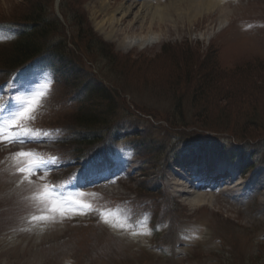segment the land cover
<instances>
[{"label": "rangeland", "instance_id": "374dc122", "mask_svg": "<svg viewBox=\"0 0 264 264\" xmlns=\"http://www.w3.org/2000/svg\"><path fill=\"white\" fill-rule=\"evenodd\" d=\"M187 3L0 0V66L15 38L4 26L8 20L24 21L37 4L50 16L64 15L65 9L71 20L68 39L73 28L86 48L88 33L75 21L81 15L86 31L90 28L112 51L108 55L98 47L88 54L87 48L86 55L69 58L68 78L46 62L13 76L0 69V132L6 139L24 132L43 138L0 140V264H264V0H219L220 6L209 9L201 4L195 15ZM143 4L170 16L163 20L159 12L152 30L151 19L144 17V29L132 24L136 34H109L107 13ZM131 20L133 14L122 26ZM50 42L62 44L63 38L53 36ZM208 63L218 86L232 95H220L216 102L210 95L207 101L198 98V75ZM84 82L110 88L111 99L101 102L83 91ZM77 99L92 102L107 123L119 127L112 150L96 155L101 166L119 165L124 171L122 179L115 178L117 194H104L103 183L78 184V175L95 169V177L100 165L81 162L91 155L75 144ZM30 100L38 105L35 118L21 121L19 113ZM21 151L56 163L20 176L19 168L27 167L26 158L16 155ZM219 165L230 168L219 181L241 182L242 192L233 184L220 186L212 201L194 206L198 185L189 173L204 166L212 175ZM48 189L65 208L88 204L90 209L52 213L45 202ZM39 215L52 219H32Z\"/></svg>", "mask_w": 264, "mask_h": 264}, {"label": "trees", "instance_id": "16d2710c", "mask_svg": "<svg viewBox=\"0 0 264 264\" xmlns=\"http://www.w3.org/2000/svg\"><path fill=\"white\" fill-rule=\"evenodd\" d=\"M64 14L66 17L67 25H70L71 28V20L65 9ZM25 15L26 16L23 19L24 21H7L9 25H15L18 38L15 42H13L11 52H8V55H6V57H4L2 60V66H0L2 73L8 75L12 74L19 68L30 62L50 61L56 67L57 71H60L63 76H67L68 78L70 76V72L66 68V66L70 64L67 61L69 58H75V55L79 56L80 54L86 55L87 48L88 54L95 53V50L93 49H97L98 47H102V51H104L108 55L109 53H112L110 49L111 47L106 45L104 41L98 38L90 30V28L88 32L86 31L88 29L85 28L87 24H85L86 21L84 18H82L81 15L79 16V18H76L75 21L80 28L83 27L82 31L85 34L88 33L86 48H83V46H81L82 41H79L77 34H75L73 31V28L70 30L74 35L71 39H68L65 32V29L67 27L63 25L54 14H51L50 16L48 13H45L44 8L41 7V5L37 4V7L34 6L33 10L29 11ZM53 36L62 37L63 43H51L50 39ZM70 43H72V48L70 47ZM83 50L86 53H84ZM214 63V60L210 62L212 67L215 66ZM210 64H204V67H202L203 75H198L200 76L199 82L201 84V88L198 90V98L200 100L207 101V97L208 95H210L212 96L211 102H216L218 101V97L220 95H232L233 93L231 94L229 90H226V88L219 87L221 86L218 83L219 77L216 75L215 71L212 70ZM188 67L190 70H193V63L189 62ZM63 69H65L64 72H62ZM72 75H74L73 70ZM79 88H82L83 91L87 93L91 91V93H93V95H95L96 97L102 98L101 102L105 99H111L110 95L112 93V90L108 87H105L102 83L92 84V82H84L82 85H80ZM244 91L245 90L240 91L241 95L243 96H245L244 94H242L245 93ZM86 100L87 99H77V102H79L81 105V110L77 114L73 115V117L75 118L74 122H76L77 124V126H74V129L76 130V132H79L77 134L78 137L75 139L76 147H78V150L81 153L98 148H111L113 142L112 139H114V135H116V133L118 132L119 127L114 123H107V121L104 119L105 114L103 116L99 115V107L96 108L95 104H93L92 102L85 104ZM104 107H107L108 110L112 109L110 106L104 105ZM98 124L106 125L97 126Z\"/></svg>", "mask_w": 264, "mask_h": 264}, {"label": "bare ground", "instance_id": "6f19581e", "mask_svg": "<svg viewBox=\"0 0 264 264\" xmlns=\"http://www.w3.org/2000/svg\"><path fill=\"white\" fill-rule=\"evenodd\" d=\"M221 1V0H220ZM192 2V3H190ZM202 4V7L204 9H209L211 6L213 5H217V6H220L219 4V0H202V2H200V0H188V3L186 5V9L187 11H189L192 15H195L196 13H199V10H200V5ZM227 5V4H226ZM159 6V5H158ZM229 6V5H228ZM110 2L109 4L106 6V10L105 12H109L110 10ZM177 8V6H176ZM136 9V10H135ZM147 10V13L145 15L143 10ZM181 9V6L180 8ZM135 10V12H134ZM228 11V10H227ZM159 12L161 11H156L154 8H151V6L147 5V4H143L142 6H136L135 8H132L129 7V8H126V7H121L119 9H117L116 11H113L111 13H107L106 15V18L104 20V24H108V27H110V32L109 34L111 35H114V33H116L117 35H124V36H128L129 33L131 34H136V28L134 27V25L136 26L137 23H139L140 25L138 26L139 29H144L145 28V19L144 17H149L151 19V25L149 26V28L152 30L153 28V24L156 22V18L158 19V14H160ZM130 14H133V20L130 21V23L126 26H122L123 25V22H124V18H126L127 16H129ZM118 15H120V17H118ZM170 16V14L168 12H161L160 14V18H166V16ZM224 16L225 15V12H224ZM222 17V16H221ZM141 18V19H139ZM148 19V18H147ZM223 19V17H222ZM149 20V19H148ZM134 24V25H132ZM142 31V30H141ZM150 31V30H149ZM151 33V32H150ZM152 34V33H151ZM139 35V34H138ZM137 35V36H138ZM136 36V35H135ZM150 35H147L146 37L144 38H148ZM106 37H110L109 35H106ZM137 38V37H136ZM143 38V37H142ZM153 41V40H152ZM154 43V42H153ZM145 46V45H144ZM197 162V161H196ZM196 164V163H195ZM187 165V164H186ZM185 165V166H186ZM190 165V164H189ZM194 166V165H193ZM188 167V166H187ZM229 166L225 165L224 168L221 169V172L219 174L218 177H223V176H226L227 174V171H230V168H228ZM232 168V167H231ZM195 169V168H194ZM234 169V168H233ZM197 170V169H196ZM200 172H194L193 175H191L189 173L190 176L192 177H195V180L197 179V181H201L203 178L200 179V176H197L199 174H205V175H208L210 173V169L209 168H203L201 167V169L199 170ZM182 172V171H181ZM184 172V171H183ZM185 173V172H184ZM181 174V173H180ZM187 176V174H185ZM188 175V176H189ZM185 176V181L187 180L188 182V178ZM197 176V178H196ZM231 177V176H230ZM184 178V177H183ZM218 179V178H217ZM228 179V178H227ZM239 179V178H238ZM243 179V178H242ZM231 180H234L231 179ZM182 181V180H180ZM234 182L236 181H231V184H223L225 188H228L229 185H235L234 188H232L234 191H236L237 193L240 194V192H242V184L241 182L240 183H237L235 184ZM187 184V183H186ZM222 184V183H221ZM188 185V184H187ZM191 187H194L195 185H190ZM222 186V185H221ZM197 187V186H196ZM220 187V184L219 185H216L214 187H210L208 183L206 184H200L197 188V191H196V196H195V204L193 203V205L195 206L197 203L198 205H203L204 203H206L207 201H212L213 198H215L216 194L218 193L219 194V191L221 188ZM223 188V187H222ZM231 188V187H230ZM206 189H210L212 190L211 192H207L206 193ZM199 190V191H198ZM222 190V189H221ZM235 192V193H236ZM217 194V195H218ZM233 195V194H232ZM192 203V202H191Z\"/></svg>", "mask_w": 264, "mask_h": 264}, {"label": "snow or ice", "instance_id": "6c2138e0", "mask_svg": "<svg viewBox=\"0 0 264 264\" xmlns=\"http://www.w3.org/2000/svg\"><path fill=\"white\" fill-rule=\"evenodd\" d=\"M34 106L38 107V105H36V101L30 100L28 107L20 111L19 119L21 121L24 120L25 118L34 119L35 118ZM17 127H19V125H17ZM25 135L28 136L29 140L40 141L43 139L42 137H32L27 132H24L23 134H17L14 137H8L6 139L5 134L3 132H0V140H6V142H9V143H15L17 141L24 142L23 136ZM16 155L18 157L26 158L25 162H27L26 168L25 167L19 168L18 171H19L20 176H31L35 172L39 171L41 168H44L45 170H50L47 168V165L56 163V161H52V160L46 161L43 159H39L34 153L30 151L29 152L21 151V152L16 153ZM52 191H54V189H48L49 195L47 196V200L45 201L49 203L50 211L52 213L60 212L61 216H63L66 212H76L78 214H86V210L90 209V205L88 204L79 205L76 209L65 208L61 206V203L57 201L55 197L50 195ZM32 219L45 221V220L52 219V217L48 215H39V216H34ZM104 222L107 223L108 221L105 220Z\"/></svg>", "mask_w": 264, "mask_h": 264}]
</instances>
